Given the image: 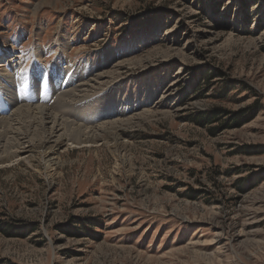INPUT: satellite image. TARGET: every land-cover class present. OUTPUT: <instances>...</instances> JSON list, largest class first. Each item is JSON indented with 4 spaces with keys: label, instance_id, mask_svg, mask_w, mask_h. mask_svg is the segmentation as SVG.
Segmentation results:
<instances>
[{
    "label": "rangeland",
    "instance_id": "rangeland-1",
    "mask_svg": "<svg viewBox=\"0 0 264 264\" xmlns=\"http://www.w3.org/2000/svg\"><path fill=\"white\" fill-rule=\"evenodd\" d=\"M1 58L0 264H264L263 1L0 0ZM34 102L73 123L53 165Z\"/></svg>",
    "mask_w": 264,
    "mask_h": 264
},
{
    "label": "bare ground",
    "instance_id": "bare-ground-1",
    "mask_svg": "<svg viewBox=\"0 0 264 264\" xmlns=\"http://www.w3.org/2000/svg\"><path fill=\"white\" fill-rule=\"evenodd\" d=\"M6 58H1L0 59V62H5ZM3 65V64H0V66ZM71 67V66H70ZM76 68V67H75ZM77 69V68H76ZM5 75V73H4ZM61 75L62 73H60L57 78L55 76L54 80L55 79H60L61 82H60V85L62 86L63 85V82H66V79L63 77L61 79ZM79 75V74H78ZM85 73H83L80 79L81 82L84 81L83 77H84ZM74 76V75H72ZM60 77V78H59ZM104 73L101 72L99 74H97V76H95L96 80H100L102 78H104ZM76 79V78H75ZM72 78L71 76H69V79L67 81V83L64 85L65 87V90L64 92H66V94H63L60 93L62 96H58L57 98V101L61 102L59 104H66V106H70V105H73V103L70 102V100H67L68 98L72 97L73 99H75V96H76V93H73L74 91L76 90H79L81 88H83V86L85 85H88V82L85 81L83 82L81 85H79L78 83V87L77 88H74V89H69V87L71 86V82ZM79 80V79H78ZM94 80V81H96ZM74 87L76 86L75 84L73 85ZM55 88V87H54ZM60 89V88H59ZM62 89V88H61ZM69 89V90H68ZM80 94L79 93V96H77L76 99H80ZM86 96V95H85ZM68 97V98H66ZM72 100V99H71ZM75 101V100H74ZM84 101V100H83ZM15 102H17V100L15 99ZM73 102V101H72ZM82 102V101H81ZM35 104H37L36 102H34ZM46 104V103H45ZM57 105V104H56ZM38 106V104H37ZM46 106V105H44ZM43 104L41 103V106H38L36 108H33V107H27V108H18L17 109V117L18 115H30L32 116L31 120H28V122H22V121H18L19 123H15V124H18V128H20V132H22L24 129V131L26 132V138H24L23 140L21 139L20 142H18V147H20V145H24L27 144L28 141H31L32 143L29 145V148L30 150H34V140L39 137V136H43L44 140L47 142V143H52V145L54 146L53 147V150L50 149L51 151L49 153H47V162L49 165H53L55 163V161L59 158L58 157V154H57V151L63 147L62 145L66 144L64 142L66 141H71V139L74 137V135L71 133L68 132V128H70L71 124H73L71 121H66L64 120V118H59L57 115H54L50 109L44 107ZM72 110V109H71ZM78 111V110H77ZM118 113H121L118 111ZM60 114V113H59ZM16 117V118H17ZM15 118V119H16ZM8 121H11V120H6V117L5 119H0V126L3 125V128L6 126L7 122ZM17 121V120H16ZM71 123V124H70ZM112 123H107L106 126L108 127H112L113 125H111ZM116 127V126H115ZM2 128V127H1ZM22 128V129H21ZM105 128V127H104ZM107 128V127H106ZM108 129V128H107ZM93 131V129H89L87 130V132L82 133V131H79L78 134H79V139H77L80 143L81 142H84L86 137H88V140H90L91 138H93L95 136V133L91 134V132ZM11 132V131H10ZM17 132V131H16ZM97 132V131H96ZM8 133V132H7ZM23 133V132H22ZM12 134V133H11ZM14 135V134H12ZM21 135V134H20ZM25 135V134H24ZM17 136H18V132H17ZM23 136V135H22ZM11 137V136H10ZM23 138V137H22ZM19 139V138H18ZM30 139V140H29ZM95 139V138H94ZM24 140H27V141H24ZM9 141V140H8ZM18 141V140H17ZM24 141V142H23ZM45 142V143H46ZM67 142V143H68ZM90 142V141H89ZM11 143H13V141L11 140ZM16 143V142H15ZM87 143V142H86ZM33 144V145H32ZM92 144V143H91ZM11 145V144H10ZM17 145V144H16ZM32 145V146H31ZM50 145V144H49ZM51 145V147H52ZM9 146V145H8ZM15 147V146H14ZM12 148V147H11ZM23 148V147H22ZM26 148V146L24 147ZM10 150H13V149H10ZM24 150L26 149H20V150H16L14 151L13 153L15 154H21L22 152H24ZM29 150V151H30ZM27 151V152H29ZM60 151V150H59ZM26 152V151H25ZM4 160V159H3Z\"/></svg>",
    "mask_w": 264,
    "mask_h": 264
},
{
    "label": "trees",
    "instance_id": "trees-1",
    "mask_svg": "<svg viewBox=\"0 0 264 264\" xmlns=\"http://www.w3.org/2000/svg\"><path fill=\"white\" fill-rule=\"evenodd\" d=\"M243 1L245 3L248 2V0H243ZM256 1H258V0H256ZM261 1H263V5H264V0H261ZM219 77H221V76H219ZM218 81H219V84H221L219 94L226 95L227 92H229L230 90H234V87L232 88V86L234 84L233 80L225 79V80H218ZM227 114H228L227 110H223L221 108L215 107L212 109V113L210 115L203 116L202 118H204V120H207L206 122H208L210 124H212L214 122H218V123H222L224 125H227V124H229L228 121L238 122L241 120V118L247 116V114L241 112V113H238L239 115H237L235 117H231V118L226 117V119H222V117H225ZM243 114H245V115H243ZM228 118H229V120H228ZM75 227L79 228V226H75Z\"/></svg>",
    "mask_w": 264,
    "mask_h": 264
}]
</instances>
